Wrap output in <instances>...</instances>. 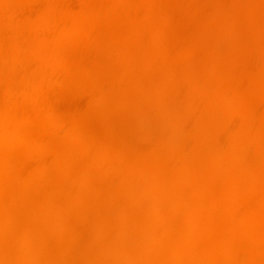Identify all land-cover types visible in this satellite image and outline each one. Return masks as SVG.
Segmentation results:
<instances>
[{"label":"bare ground","instance_id":"obj_1","mask_svg":"<svg viewBox=\"0 0 264 264\" xmlns=\"http://www.w3.org/2000/svg\"><path fill=\"white\" fill-rule=\"evenodd\" d=\"M0 264H264V0H0Z\"/></svg>","mask_w":264,"mask_h":264}]
</instances>
